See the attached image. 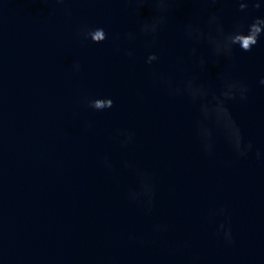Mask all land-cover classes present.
Wrapping results in <instances>:
<instances>
[{
  "label": "water",
  "instance_id": "water-1",
  "mask_svg": "<svg viewBox=\"0 0 264 264\" xmlns=\"http://www.w3.org/2000/svg\"><path fill=\"white\" fill-rule=\"evenodd\" d=\"M259 3L240 12L237 0H179L153 37L140 31L151 5L0 0V264H264V35L229 60L184 34L187 24L208 33L213 13L226 33L246 28L264 18ZM161 74L173 90L193 79L208 101L226 79L246 85L248 99L226 107L253 150L239 156L204 101ZM97 98L114 106L89 107ZM142 180L150 212L146 196L133 199Z\"/></svg>",
  "mask_w": 264,
  "mask_h": 264
},
{
  "label": "clouds",
  "instance_id": "clouds-1",
  "mask_svg": "<svg viewBox=\"0 0 264 264\" xmlns=\"http://www.w3.org/2000/svg\"><path fill=\"white\" fill-rule=\"evenodd\" d=\"M59 3H63L64 0H57ZM129 3H135L138 7H143L144 5H151L156 13L150 19H146L142 22L140 31L145 36H153L161 30L168 22V15L172 11V5L179 2V0H128ZM204 3H217L218 0H200ZM239 3V11L245 12L248 10L251 4L255 9H260L261 4L259 0H237ZM208 24L210 31L205 33L198 26L193 24H187L184 28V34L187 39L202 42L206 41L207 44L212 48L216 57H226L229 60L234 59V49L239 48L243 52H251L259 43L260 37L264 35V18L257 17L254 21L247 25L245 28L243 25L237 24L231 32L226 33L223 25L220 22V17L218 14H211L208 18ZM85 39H91L93 43L101 44L107 40V34L102 28L96 29H81L80 33ZM136 37L133 33L127 34L128 40H134ZM118 39V38H117ZM119 51V48H117ZM196 50L193 49V54L195 55ZM129 57L133 55L131 51L125 53ZM158 60L155 54L149 55L147 58V63L151 64L153 61ZM201 66H204L205 61L203 58L200 59ZM77 70L79 65H76ZM159 81L161 83H167L169 85L170 91H174L176 94H182L187 92L188 95L195 102L197 100H203L204 103L201 105V111L206 120H215L217 125H221L225 129L226 137L234 149V151L241 157H246L249 152L253 150V145L251 142L244 144L243 136L240 128L236 125L235 121L232 119L228 108L226 107V101H232L239 98L242 101L248 99L249 89L240 81L228 80L224 81L223 90L220 96H213L212 101L207 100L208 92L203 87H198L195 85L193 79H188L184 82L183 88L171 89V80L165 77L163 74L160 75ZM261 84H264V80H261ZM114 106L112 99L97 98L89 102V107L95 110L110 109ZM120 135L126 136L127 139L123 141L126 145L131 142L132 136L130 133L121 132ZM200 135L202 141L205 144L207 150H211V131L204 127L203 123L200 126ZM257 157L261 155L259 152L256 153ZM110 166V165H109ZM143 191L139 194H135L133 199H138L140 196L147 197L146 207L148 211H151L152 207V197L154 193L152 192L151 186L142 180ZM221 214L224 210L221 209ZM157 231H166V226L157 225ZM220 231L223 232L225 240L227 243L231 244L232 232L231 228L224 224L220 225Z\"/></svg>",
  "mask_w": 264,
  "mask_h": 264
}]
</instances>
